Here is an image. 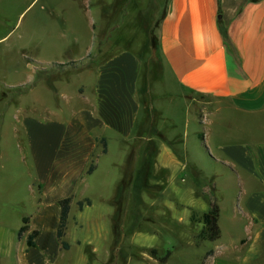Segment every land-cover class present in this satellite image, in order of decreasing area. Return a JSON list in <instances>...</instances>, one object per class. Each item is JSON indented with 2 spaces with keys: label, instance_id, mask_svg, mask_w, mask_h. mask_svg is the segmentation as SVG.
Returning <instances> with one entry per match:
<instances>
[{
  "label": "crops",
  "instance_id": "obj_1",
  "mask_svg": "<svg viewBox=\"0 0 264 264\" xmlns=\"http://www.w3.org/2000/svg\"><path fill=\"white\" fill-rule=\"evenodd\" d=\"M12 1L17 0H0V101L8 106L29 94L28 89L34 90L26 86L33 84L37 75L46 84L47 75L46 67L24 43L31 40L41 49L42 39L36 33L45 32L16 34L24 42L14 43L17 25L10 28L8 21ZM118 1H123L119 7L122 17L109 16L104 29L108 28L109 37L116 31L114 46L93 66L95 80L87 97L81 88L78 93L88 107L80 106L68 114L66 110L50 114L47 110L38 116L17 108L18 125L12 128L13 136L19 140L22 136L20 159L29 171L33 168L30 186L36 187L38 197L33 200L34 211L22 216V224L23 217H29V229L19 236L21 224L11 237L6 232L0 235V264H63L66 248L57 235L60 201L76 196L81 181L96 171L97 162L92 172L88 169L96 153L109 152L110 137L127 143L149 126L155 135L151 139H157L155 144L160 149L156 165L182 163L171 149V143L179 139L171 130L175 123L170 106L177 98L182 108L193 109L194 120L202 124L214 122L209 118L223 112L226 116L222 117L241 115L244 121L245 117L250 120L253 136L249 144L221 145L229 159L225 163L240 173L241 205L230 216L231 225L240 231L223 242L220 214L221 236L217 241L220 254L225 256L223 264H264V0H149L158 8H154L149 25L144 24L147 38L141 52L131 44L138 38L136 27L126 39L130 44L121 45L128 33L121 30L120 21L138 3ZM138 7L146 14L145 7ZM152 34L157 39L156 49L151 45ZM154 51L160 70L152 68ZM167 77L175 91L166 94L170 100L165 105L158 102L161 88L157 89L154 82L162 83ZM44 86L54 91L52 84ZM4 111V107L0 109V116ZM257 130L260 135L254 138ZM244 131L248 133L246 127ZM103 138L106 152L101 146ZM33 230L38 231L34 245L28 246Z\"/></svg>",
  "mask_w": 264,
  "mask_h": 264
},
{
  "label": "rangeland",
  "instance_id": "obj_2",
  "mask_svg": "<svg viewBox=\"0 0 264 264\" xmlns=\"http://www.w3.org/2000/svg\"><path fill=\"white\" fill-rule=\"evenodd\" d=\"M32 1H12L8 21L10 28L17 25L13 29L14 43L24 42L16 34L45 32L36 33L42 39L41 49L31 40L24 43L46 67L45 82L52 84L54 91L47 90L37 75L33 84L26 86L34 90L28 89L23 99L16 98L9 106L0 101V109L5 110L0 116V235L6 232L9 237L21 226L22 216L34 211L33 200L38 197L36 187L30 186L33 168L29 171L20 159L22 136L20 140L13 136L12 128L18 125L17 108L38 116L60 110L68 114L80 106L88 107L79 90L87 97L95 80L93 66L114 46L116 31H111L110 37L106 35L108 28L104 31L109 16L122 17L119 7L123 1L118 0H35L29 6ZM136 2L137 7L131 8L120 24L128 33L125 40L137 28L138 38L131 44L141 52L147 38L144 24L149 25L158 5L152 7L149 0ZM138 6L145 7L146 14ZM127 40L121 45L130 44ZM151 60L153 70H160L155 51ZM169 79L154 82L157 89L161 88L158 102L165 105L170 100L168 92L175 91ZM178 102L177 98L170 106L175 123L171 130L179 137L171 143V149L182 163L156 165L160 149L155 144L157 139H151L155 135L149 126L127 143L110 137L109 152L94 155L93 164L97 162L98 168L81 181L78 194L71 198L63 237L69 248L63 250L67 254L63 264H223L225 256L219 252L217 239L197 237L202 227L198 218L214 199L221 209L220 239L224 242L240 231L230 223V216L241 205L240 173L227 164L229 159L221 145L249 144L253 136L250 120L245 117L244 121L241 115L222 117L226 116L223 112L209 118L214 122L202 124L194 120L193 109L182 108ZM258 135L257 130L254 138ZM160 136L166 139L163 133ZM28 162L31 164L30 158ZM168 250L167 260L161 261ZM61 259L63 256L59 262Z\"/></svg>",
  "mask_w": 264,
  "mask_h": 264
},
{
  "label": "trees",
  "instance_id": "obj_3",
  "mask_svg": "<svg viewBox=\"0 0 264 264\" xmlns=\"http://www.w3.org/2000/svg\"><path fill=\"white\" fill-rule=\"evenodd\" d=\"M151 45L154 49H156L157 39H156L155 34H152ZM201 135L204 138V134L201 133ZM101 142L103 144V151L106 152V150H107L106 140L103 138L101 140ZM94 168H95V165L92 163L88 169V172H92V170ZM60 203H61L62 209H61V219H60V224H59L57 235H58V238L62 244V247L67 249L69 247V244L63 239V237L65 236V230H66V226L68 223L71 197H66V198L62 199L60 201ZM79 205H80V208H83V206H84L81 201H80ZM219 215H220L219 205L216 202V200L213 199L211 201L210 208L208 209V211H205L204 213H202L201 216L198 218L199 221L202 222V227H201V229L197 235V237L199 239H201V240H216L221 236V229H220V225H219ZM193 218H195V217H193ZM28 220H29L28 216L23 217V224L18 231L19 236H21L25 231H27L29 229ZM37 232H38L37 230H33V231H31V233H29L28 238H27V245L28 246L34 245L33 239L36 236ZM170 253H171L170 250L166 251L165 255L162 256L160 258V260L166 261L168 256L170 255Z\"/></svg>",
  "mask_w": 264,
  "mask_h": 264
}]
</instances>
